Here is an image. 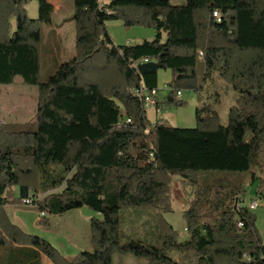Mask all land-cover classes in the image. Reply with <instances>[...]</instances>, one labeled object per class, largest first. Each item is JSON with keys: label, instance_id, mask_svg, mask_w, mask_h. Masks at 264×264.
<instances>
[{"label": "trees", "instance_id": "1", "mask_svg": "<svg viewBox=\"0 0 264 264\" xmlns=\"http://www.w3.org/2000/svg\"><path fill=\"white\" fill-rule=\"evenodd\" d=\"M28 1L0 0V84L19 76L37 88L34 122L0 124V264H113L114 250L145 256L149 264H186L166 250L194 252L187 264H264L254 219L240 206L242 185L225 188L198 176L211 170L256 178L264 143V0H72L73 54L44 82L38 80L39 22L51 23L53 5L37 0L31 18ZM107 20L151 26L154 38L115 44ZM198 58L204 80L216 74L234 93L226 123L214 107L219 90L196 109L194 127L159 123V116L151 121L136 90L156 89L158 72L169 70L164 102L182 104L177 90L202 88ZM174 175L186 195L188 237L179 240L160 220L156 244L120 242L121 208L172 211ZM257 195L264 201V191ZM16 201L39 214L82 206L99 213L89 220L91 249L66 257L24 231L6 212Z\"/></svg>", "mask_w": 264, "mask_h": 264}, {"label": "rangeland", "instance_id": "2", "mask_svg": "<svg viewBox=\"0 0 264 264\" xmlns=\"http://www.w3.org/2000/svg\"><path fill=\"white\" fill-rule=\"evenodd\" d=\"M58 3L59 8L51 14V23L46 24L39 22L41 40L39 44V73L38 80L44 82L53 74L57 65L70 58L74 50V33L72 20V0H48ZM170 4L181 5L185 0H169ZM69 3V5H66ZM26 14L28 17L36 18L38 15L37 0H29L26 5ZM105 27L112 41L115 44H134L142 40H151L154 38L155 30L147 25H131L126 26L120 20H107ZM165 71V72H164ZM159 89L155 95L157 98L164 96V100L168 93L166 81L171 78L169 70H160ZM203 63L201 58H198L196 64V82L198 86L197 93L189 89H180V100L182 104L176 105L170 102H165L158 110V115L155 116V104L145 106L146 114L151 121L159 116V123L168 124L177 127H194L196 121V109L205 101H212V91L219 90L222 93L220 103L214 107L219 112L220 123L225 124L227 121L228 108L232 104L233 95L231 89H226L221 80H218L216 74L211 77H206L204 80ZM37 106V88L34 85L25 84L19 76H15L10 84H0V124L7 123H28L34 122ZM256 178L251 181L249 175L245 172L232 171H199L198 176L201 181L212 184H221L225 188L232 185L241 184L243 191V201L240 203L242 208L248 210L249 214L254 219L255 227L259 233L262 243L264 244V201L259 198L257 191H264V143L260 149V166L255 168ZM172 181V211L159 212L157 209L150 206L128 207L121 208L118 212L120 242L130 239H141L151 244H156V223L160 220L168 222L178 233V239L184 240L188 237L185 230V221L182 216L184 201L186 195L183 185L179 182L177 175L173 176ZM18 195L14 192V197ZM257 199L259 206L255 209H248V203ZM22 203V202H21ZM25 207V206H24ZM19 202H10L5 206L9 218H13V214H23L28 222H33L28 225V233L37 234L44 238L51 236L50 243L56 247L59 252L66 256L76 254L72 252L80 246L74 243V247H70L68 242H63L59 245L56 237L60 235L67 237L70 240L81 244L84 243L85 249H91L89 242V220L91 216L99 217L100 214L89 209L87 206L73 208L63 212L60 215H54L52 219L51 231H48L45 226L48 225V219L45 221L40 217L38 210L34 206L24 208ZM91 214V215H90ZM90 215V216H89ZM50 219V217H48ZM74 226V230L72 229ZM49 233L51 235H49ZM87 234V237H86ZM56 236V237H53ZM60 237V238H62ZM57 241H56V239ZM47 240V239H46ZM77 240V241H76ZM48 241V240H47ZM66 248V249H63ZM60 248V249H59ZM69 248V249H67ZM64 250V251H63ZM65 250L71 253H64ZM71 250V251H70ZM166 255L180 260L183 263L194 262L196 254L192 251L179 252L176 250H166ZM194 258L192 259V257ZM113 264H149L145 256H134L129 253H121L116 250L112 252Z\"/></svg>", "mask_w": 264, "mask_h": 264}, {"label": "crops", "instance_id": "3", "mask_svg": "<svg viewBox=\"0 0 264 264\" xmlns=\"http://www.w3.org/2000/svg\"><path fill=\"white\" fill-rule=\"evenodd\" d=\"M60 2H64L63 0H60ZM52 3V5H53V11H55L57 8H59V5H58V3H54V2H51ZM66 5H69V3H67ZM74 30V28L72 29V31ZM73 33H74V31H73ZM165 72V71H164ZM159 77H160V72H158V86H157V90L160 88L159 87ZM170 80V79H169ZM169 80H167L165 83H166V86L168 87V82H169ZM153 100H154V104H155V116H157L158 115V109H157V106H163V104L165 103L164 102V96H162V97H160V98H157L156 96L153 98ZM249 179L251 180V181H253L254 179H252L251 178V176H249ZM14 192H15V194L16 195H18L19 196V190H18V188L17 187H15V189H14ZM17 196V197H18ZM20 204H22L21 202H19ZM23 205V204H22ZM25 206V207H24ZM23 207L24 208H28V206H26V205H23ZM57 215H60V214H57ZM91 215V214H90ZM89 215V216H90ZM24 215L23 214H13L12 215V217L13 218H10V220L13 222V223H15L16 225H18L20 228H22L24 231H28L27 229V227H28V225H30V224H32V226L34 225V223L33 222H28V220L26 219V218H24L23 217ZM53 216L54 215H52V214H46V218L48 219V225L47 226H45V228L48 230V231H51V228H52V219H53ZM9 217V216H8ZM48 217H50V219L48 218ZM92 217V216H91ZM73 228V230L75 229L74 228V226H72ZM88 235H89V233H87ZM87 234H86V237H87ZM37 235V234H36ZM49 235H51L50 233H49ZM50 237L51 236H47V237H44V239H47L48 241L49 240H51L50 239ZM53 237H56V236H54L53 235ZM60 237H62L61 235L59 236V237H56L57 239H59L58 240V243H59V245H62V243L65 241V242H68L69 243V245H70V247H74L75 245H74V243L75 244H78V245H80V246H76L77 248H75V250H73L72 252H78V251H80V250H82V249H85V245H84V243H81V244H79V243H77V242H75V239L74 240H70L69 238H65L64 239V237H62V238H60ZM55 238V239H56ZM57 239H56V241H57ZM77 241V240H76ZM50 242V241H49ZM56 247H58V246H56ZM16 248H18V246H16ZM60 249V248H59ZM63 249H66V248H64L63 247ZM67 249H69V248H67ZM14 251L15 252H17L18 251V249H14ZM64 251V250H63ZM71 251V250H70ZM75 252V253H76ZM1 253H3L2 251H1ZM64 253H71V252H68L67 250H65V252ZM47 264H49V263H47Z\"/></svg>", "mask_w": 264, "mask_h": 264}, {"label": "built area", "instance_id": "4", "mask_svg": "<svg viewBox=\"0 0 264 264\" xmlns=\"http://www.w3.org/2000/svg\"><path fill=\"white\" fill-rule=\"evenodd\" d=\"M213 16L214 17H217L218 18V13L217 11H213L212 12ZM201 54V52H199ZM136 94L140 97H142L143 101H144V105L147 106L149 104H154V96L157 94V88H153V89H150V90H147V89H144V88H139L136 90ZM176 95L178 98H180L181 96V90H177L176 91ZM161 108V106H157V109L159 110ZM126 122H129V118H126L125 119ZM22 199H26V200H32L30 197H25V198H22ZM259 206V201L257 199H253L251 200L249 203H248V209L252 210V209H255ZM40 215L42 216H45L46 215V212L44 211H41L40 212ZM242 225V222L241 221H237V226L240 227Z\"/></svg>", "mask_w": 264, "mask_h": 264}, {"label": "bare ground", "instance_id": "5", "mask_svg": "<svg viewBox=\"0 0 264 264\" xmlns=\"http://www.w3.org/2000/svg\"><path fill=\"white\" fill-rule=\"evenodd\" d=\"M25 202H26V203H28V202H29V200H26Z\"/></svg>", "mask_w": 264, "mask_h": 264}]
</instances>
